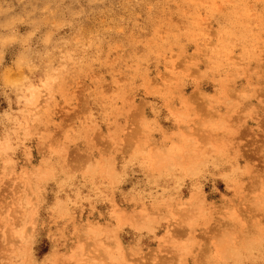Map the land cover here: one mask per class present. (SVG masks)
<instances>
[{
  "label": "rangeland",
  "instance_id": "rangeland-1",
  "mask_svg": "<svg viewBox=\"0 0 264 264\" xmlns=\"http://www.w3.org/2000/svg\"><path fill=\"white\" fill-rule=\"evenodd\" d=\"M0 264H264V0H0Z\"/></svg>",
  "mask_w": 264,
  "mask_h": 264
}]
</instances>
